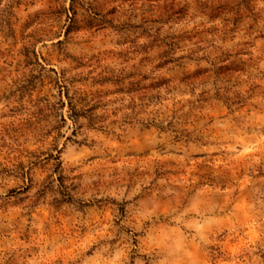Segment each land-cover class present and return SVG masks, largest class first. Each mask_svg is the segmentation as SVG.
Wrapping results in <instances>:
<instances>
[{"label":"rangeland","instance_id":"1","mask_svg":"<svg viewBox=\"0 0 264 264\" xmlns=\"http://www.w3.org/2000/svg\"><path fill=\"white\" fill-rule=\"evenodd\" d=\"M168 1L0 0V264H264V0L230 103L151 87Z\"/></svg>","mask_w":264,"mask_h":264},{"label":"trees","instance_id":"2","mask_svg":"<svg viewBox=\"0 0 264 264\" xmlns=\"http://www.w3.org/2000/svg\"><path fill=\"white\" fill-rule=\"evenodd\" d=\"M197 1L200 11L207 14L211 20L220 17L225 22L221 28L222 35L216 34L218 29L213 23L203 27H199L197 24L190 26L191 20L195 16L189 13L187 14L188 18L185 16L188 3L182 0H169L164 11L159 13V15H165L163 19L157 16L153 20L157 25L150 28L142 23L134 25V27L141 28V37L144 36L153 45L154 67L151 70V76L152 78L155 76L156 80L152 81L151 87L158 89L164 84L168 89L170 82L172 89L179 84L189 86L192 90L200 87L203 91L201 96L205 100L207 96H204L203 93L208 91L207 84L209 83L216 95L223 97L226 103L239 102L240 100L235 97L239 98L240 95L230 96L232 91L229 87L233 86L232 81L239 77L238 72L244 71L242 65L246 64L248 60L241 55H247L248 50L241 48L232 54L222 49L218 39L220 42H224L226 31L233 30L232 25H236L242 20L247 36L250 37L259 30L255 29V26H258L261 8L255 7L251 0ZM164 25L167 27L164 28ZM204 34L210 35L211 38H202L201 35ZM215 36L218 39H215ZM243 43L249 44L250 42ZM248 59L251 60V57ZM202 60L207 61L208 65L199 66ZM192 62L199 67L190 72L188 64ZM162 69L168 70L170 76H162ZM73 110L76 112L75 107Z\"/></svg>","mask_w":264,"mask_h":264}]
</instances>
